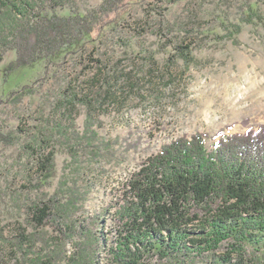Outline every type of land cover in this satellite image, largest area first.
Returning a JSON list of instances; mask_svg holds the SVG:
<instances>
[{
	"label": "rangeland",
	"instance_id": "rangeland-1",
	"mask_svg": "<svg viewBox=\"0 0 264 264\" xmlns=\"http://www.w3.org/2000/svg\"><path fill=\"white\" fill-rule=\"evenodd\" d=\"M101 1L69 0L55 13L84 14ZM249 7L263 20L245 21ZM127 11L118 27L64 49L53 61L15 69V52L2 55L3 264L20 258L18 250L9 253L19 230L34 234L36 245L24 258L54 256L56 233L33 229L24 209L40 194L53 193L60 181L75 182L86 193L76 217L87 220L105 210L112 213L121 185L162 146L205 134L210 149L221 136L264 125V0H142ZM86 129L90 141L81 138ZM42 141L55 153V162L36 189L34 156ZM105 215L107 222L93 231L110 244L111 222ZM43 238L53 239L45 252ZM72 251L73 243H66L65 255ZM96 251L103 264L104 245ZM51 264L63 263L57 257Z\"/></svg>",
	"mask_w": 264,
	"mask_h": 264
},
{
	"label": "trees",
	"instance_id": "trees-1",
	"mask_svg": "<svg viewBox=\"0 0 264 264\" xmlns=\"http://www.w3.org/2000/svg\"><path fill=\"white\" fill-rule=\"evenodd\" d=\"M68 1L0 0V62L7 51L15 52V69L53 61L64 49L118 27L128 6L142 0H103L84 14L57 15ZM244 17L263 20L252 7ZM81 138L93 136L86 129ZM206 138H180L149 156L121 185L112 213L77 220L86 193L75 182L60 181L53 193L40 194L24 209L33 229L56 233L54 256L45 252L53 239L43 238L45 253L24 258L36 245L34 234L19 230L9 253L18 250L20 258L6 264H51L57 257L63 264H99V244L107 251L103 264H264V125L221 136L210 149ZM47 149L42 141L35 150L36 189L54 169L55 153ZM105 213L110 244L93 231L107 222ZM68 242L73 251L65 255Z\"/></svg>",
	"mask_w": 264,
	"mask_h": 264
}]
</instances>
